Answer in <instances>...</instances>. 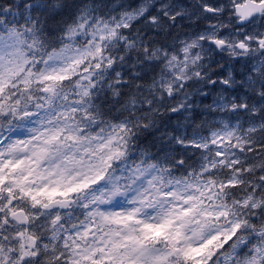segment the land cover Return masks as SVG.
Wrapping results in <instances>:
<instances>
[{
    "label": "snow or ice",
    "instance_id": "obj_1",
    "mask_svg": "<svg viewBox=\"0 0 264 264\" xmlns=\"http://www.w3.org/2000/svg\"><path fill=\"white\" fill-rule=\"evenodd\" d=\"M0 264H264V0H0Z\"/></svg>",
    "mask_w": 264,
    "mask_h": 264
}]
</instances>
